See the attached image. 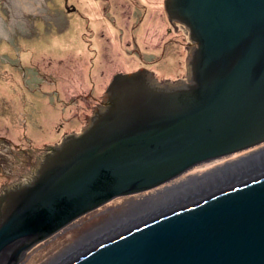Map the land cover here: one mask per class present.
I'll return each mask as SVG.
<instances>
[{
	"label": "water",
	"instance_id": "water-1",
	"mask_svg": "<svg viewBox=\"0 0 264 264\" xmlns=\"http://www.w3.org/2000/svg\"><path fill=\"white\" fill-rule=\"evenodd\" d=\"M164 8L192 44L188 79L160 84L144 68L114 74L86 126L0 191V264H21L114 198L264 143V0H164ZM233 165L229 179L60 264H264V149Z\"/></svg>",
	"mask_w": 264,
	"mask_h": 264
},
{
	"label": "rangeland",
	"instance_id": "rangeland-1",
	"mask_svg": "<svg viewBox=\"0 0 264 264\" xmlns=\"http://www.w3.org/2000/svg\"><path fill=\"white\" fill-rule=\"evenodd\" d=\"M100 11L92 0H0V165L12 161L18 174H24L32 160L37 165L47 146L81 131L97 102H103L107 83L118 68L109 63L138 56L134 48L122 49L119 55L114 49L108 57L94 51L86 32L114 29L108 19L103 22L106 26L101 24ZM178 32L175 49L183 61L189 52L182 42L188 36L182 27ZM81 34H86L83 41ZM118 66L127 71L125 65ZM181 70L168 73L179 75ZM90 82L97 87L89 89ZM216 160L191 170L199 171ZM140 197L120 196L81 216L30 249L21 264L62 263L102 237H96L98 231Z\"/></svg>",
	"mask_w": 264,
	"mask_h": 264
},
{
	"label": "flooded vegetation",
	"instance_id": "flooded-vegetation-1",
	"mask_svg": "<svg viewBox=\"0 0 264 264\" xmlns=\"http://www.w3.org/2000/svg\"><path fill=\"white\" fill-rule=\"evenodd\" d=\"M92 1L100 5L101 11L99 21L101 24L105 25L103 22L108 19V25L114 28L112 29L113 31H111V29L105 25L107 33L103 28L95 32L92 29L90 30L91 33L86 32L90 45H94V51H99L106 57L110 56L112 53L111 51H114V49L117 51V55H119V52L121 53L122 49L134 48L132 51L138 52L137 57H131L128 61L120 59L121 62H119V60L108 62L109 65L118 67L115 73L111 75L109 82L113 75L118 72L126 73L142 68L148 70L151 77L160 84L174 83L176 81L188 79V66L186 61L188 54L185 55L182 61L177 56L175 49L178 43V31H180V27H184L168 19L164 8V0ZM78 13L81 17L85 18L81 12ZM106 13L108 16L104 15ZM86 34H81L82 41ZM93 37L95 38L93 39ZM182 46L187 53L192 49V44L188 39H183ZM120 64L125 65L127 71L120 70L118 66ZM178 69H182V73L179 75L173 76L168 73L173 70L178 71ZM109 82L107 84H109ZM89 84V89L93 90L97 87L94 82H90ZM100 104H102V101L101 103L100 101L97 102V105L100 106ZM261 149H264V143L217 159L213 161L212 165L199 171H193L191 168L166 184L145 192L137 193L142 195V197L132 199L126 210L118 217H115L116 220L111 218V222L102 230L98 231L99 235H96V237L98 238L99 236L109 233L111 229L121 228L135 222L189 195L190 197L193 196L199 190L208 187V184H212L214 180L217 181L231 174L235 169L233 164L236 161ZM4 162L6 165H0V169L3 171V174L0 173V179L1 181L3 180L0 183V191L20 181L35 168L32 160L27 166L29 170L25 171L24 174H18L20 170L16 165L12 164V161L5 160ZM96 237L94 236V239H97Z\"/></svg>",
	"mask_w": 264,
	"mask_h": 264
},
{
	"label": "bare ground",
	"instance_id": "bare-ground-1",
	"mask_svg": "<svg viewBox=\"0 0 264 264\" xmlns=\"http://www.w3.org/2000/svg\"><path fill=\"white\" fill-rule=\"evenodd\" d=\"M187 33V32H186ZM70 134V133H69ZM60 141V140H59ZM58 141V142H59ZM57 142V143H58ZM56 144V143H55ZM236 176V175H235ZM235 176H233V177H235ZM224 179H229V176H224V177H222V178H220V180H224ZM218 181V180H217ZM214 182H215V180H214ZM212 184H208L207 186L209 187V186H211Z\"/></svg>",
	"mask_w": 264,
	"mask_h": 264
}]
</instances>
